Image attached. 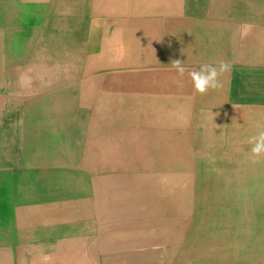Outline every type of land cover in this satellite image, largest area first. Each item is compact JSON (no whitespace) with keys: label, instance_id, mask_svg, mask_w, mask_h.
Instances as JSON below:
<instances>
[{"label":"rangeland","instance_id":"rangeland-1","mask_svg":"<svg viewBox=\"0 0 264 264\" xmlns=\"http://www.w3.org/2000/svg\"><path fill=\"white\" fill-rule=\"evenodd\" d=\"M243 23L254 27L241 39ZM170 28L179 38L169 52L189 70L232 64L224 87L209 99L184 87L187 73L174 90L169 74L163 92L99 103L106 74H127L115 77L120 85L156 79L161 66L150 61L161 57L158 32ZM17 93L20 106L42 111L38 128L26 127L29 113L13 120L20 151L31 155V136L43 139L46 160L35 163L44 171L29 180L51 185L52 196L91 185L132 195L102 210L114 218L100 225L99 255L68 254V264H264V158L253 164L247 142L264 130V0H0L4 105ZM12 138L0 130L4 153L18 151ZM11 180L0 170L2 214ZM7 241L0 264H21Z\"/></svg>","mask_w":264,"mask_h":264},{"label":"crops","instance_id":"crops-1","mask_svg":"<svg viewBox=\"0 0 264 264\" xmlns=\"http://www.w3.org/2000/svg\"><path fill=\"white\" fill-rule=\"evenodd\" d=\"M158 33V48L161 57H158L157 62L150 61L151 64L161 66L158 70L156 69V81L148 79V74L144 73L141 76L145 78L134 79L141 81L139 85L138 83L120 85L114 82L117 81L115 77H125L127 74L122 73L113 76L106 74L108 79L102 83L97 94L99 103L114 106V103L119 101L124 106H129L131 101L123 98L134 96L135 91L139 89L141 96L146 98L149 97L147 95L149 91L151 94L153 89L157 93L163 92L165 90L164 82L169 78V74L172 88L177 91L180 89L179 81H184V79H181L176 72L163 67L165 63L174 61V54L172 51L169 52L172 49L170 42L179 38L178 31H173L170 28V30H162ZM177 55L176 52L175 58L179 59ZM110 77L114 78L110 79ZM184 87L189 90L193 89L192 83L186 78ZM192 94L195 93L192 92ZM14 96L13 102L16 104L10 107L4 105L6 96L0 95V130L12 129V141L14 143V140L18 141V151L14 150L13 153H4V145H7L8 142L3 139L0 141V149H2L0 151V170L10 174L12 185L11 187L7 186V190L15 194L11 201L8 204L5 203L3 207L9 210L3 214L0 212V241L8 240L4 246L11 249L21 264H43L47 260L52 262L57 256L66 257L62 264H68V254L80 258V261L95 253L99 255L97 242H99L100 225L111 222L103 221L105 218H114L113 213L102 210L106 209L104 208L106 206L110 208L108 203L114 201H123L130 205L133 200L131 192L119 191L120 188L112 185H91L80 186L86 190L75 192L74 195H67V187L60 186V189H63V195L52 196L51 185L35 184L34 180H29L30 177L35 178L37 170L41 171L45 167L35 163L36 160L43 162L46 160L43 139L31 136V155H29V148L27 149L28 152L20 151L21 139L17 129H14L15 126L18 127L19 125H15L13 120L18 118L17 121L19 122L20 113H29L24 119L28 123L26 127L38 128L41 121L38 113L42 111H37V108L31 105L20 106L21 96L18 93ZM203 96L210 99L213 96L212 90ZM114 97L116 98L114 99ZM21 109H26V111ZM123 111L131 112L130 109H123ZM8 133L10 132L8 131ZM28 141L27 144L29 145ZM48 152L47 160L51 164L53 156L50 150ZM133 198L136 199L137 197L133 196ZM128 214L131 213L128 212ZM8 218L10 219L8 220ZM0 247L3 246L0 244Z\"/></svg>","mask_w":264,"mask_h":264},{"label":"clouds","instance_id":"clouds-1","mask_svg":"<svg viewBox=\"0 0 264 264\" xmlns=\"http://www.w3.org/2000/svg\"><path fill=\"white\" fill-rule=\"evenodd\" d=\"M99 27V24L96 25ZM254 25L251 23H243L239 26V36L241 39L247 37ZM171 68L175 69L179 77L188 74L192 82L195 93L205 95L209 90H220L224 87L221 77L232 71V64L227 61H220L218 64H202L198 70H189L183 61L177 59L172 61ZM31 78L21 75L20 86L22 88L30 87ZM251 145L250 160L253 164L264 158V130H260L258 134L252 136L247 141Z\"/></svg>","mask_w":264,"mask_h":264},{"label":"bare ground","instance_id":"bare-ground-1","mask_svg":"<svg viewBox=\"0 0 264 264\" xmlns=\"http://www.w3.org/2000/svg\"><path fill=\"white\" fill-rule=\"evenodd\" d=\"M137 4V3H136ZM170 25V24H169ZM140 29V28H139ZM218 30V29H217ZM214 31V30H213ZM208 32H209V30H208ZM155 34V33H154ZM220 34V33H219ZM143 37V36H142ZM205 52V51H204ZM137 57V56H136ZM110 103H112V102H110ZM85 154V153H84ZM169 162H171V161H169ZM179 166V165H178ZM173 167V166H172ZM180 169V168H179ZM73 176V175H72ZM34 177V176H33ZM77 179V178H76ZM2 184V183H1ZM203 186V185H202ZM5 225V224H4ZM55 226V225H54ZM252 258H253V256H251ZM255 260V259H254Z\"/></svg>","mask_w":264,"mask_h":264}]
</instances>
